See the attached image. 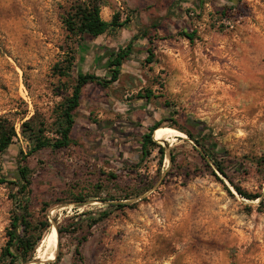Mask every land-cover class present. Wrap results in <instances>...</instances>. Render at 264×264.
<instances>
[{
	"label": "rangeland",
	"instance_id": "374dc122",
	"mask_svg": "<svg viewBox=\"0 0 264 264\" xmlns=\"http://www.w3.org/2000/svg\"><path fill=\"white\" fill-rule=\"evenodd\" d=\"M75 1L0 0V118L17 134L0 173L14 181L28 170L31 225L42 232L27 264H264V209L231 186L264 192L251 162L264 156V0H98L124 8L123 21L135 15L127 3L142 12L96 39L66 30ZM130 42L117 82L83 88L72 144L21 161L31 146L20 125L32 118L53 139L76 68L103 76L108 52ZM157 123L166 135L143 158ZM195 123L224 152L210 163ZM222 162L245 168L224 178ZM14 207L0 185V252Z\"/></svg>",
	"mask_w": 264,
	"mask_h": 264
},
{
	"label": "trees",
	"instance_id": "16d2710c",
	"mask_svg": "<svg viewBox=\"0 0 264 264\" xmlns=\"http://www.w3.org/2000/svg\"><path fill=\"white\" fill-rule=\"evenodd\" d=\"M128 23V18L120 22L118 14L112 16L109 24L104 22L100 18V4L98 0H77L73 2L69 7L65 20L66 30L79 39H82L83 36L97 38L105 34L108 28L120 29L127 26ZM181 36L189 42H192L194 33L183 32ZM132 40H136L135 37H133ZM88 47L86 45L80 47V62L84 61ZM131 52V42L125 48H119L117 51H109L105 66L108 70L103 76H96L95 74L82 71L81 68H76L75 85L71 90V95L65 98L60 105L58 123L56 125L57 128L53 132L55 137L53 139L44 137L43 131L34 126L32 118L24 121L20 125V136L29 142L31 146L26 155H23L22 152L19 153V156L22 158L21 161L24 162L28 156L43 149L54 151L68 148L72 144L70 133L74 125L73 113L80 106L82 89L88 84L106 87L109 84L117 82L119 76L118 68L122 65L123 61L130 56ZM147 53L148 57L146 63H151L153 58L151 51L148 50ZM100 58L101 56L96 57L97 63ZM147 97H149V94ZM159 125L160 123L155 124L152 129L149 130L148 134L141 139V152L143 158L148 154L145 149L154 147L156 145V137L167 131V129H160L157 131ZM174 125V123H170L169 126L172 127ZM201 133L203 136L207 137V139L205 138V140L202 141L204 144L200 145L201 155L203 159H206V161L210 163L213 158L224 154V152L220 149L218 150V145L210 140L206 133ZM16 138L17 134L14 126L7 119L0 118V154H5ZM159 151L162 153L160 148ZM171 160H173V158H171ZM251 162L258 170L262 187L264 185V156L255 158ZM228 164H230L229 167H227L224 162L219 164L215 163V170L224 178H227V171L239 173L245 168L240 162L233 165H231V163ZM18 175V179L8 181L0 173V185L7 186L10 189V198L15 205L12 211L10 225L6 231V242L0 252V264H27L31 260V255L42 238V232L37 231L36 227L31 225L32 220L28 209V198L30 196L28 170L25 167L19 166ZM231 186L239 197L250 202L258 200V207L264 209V192L248 193L239 186L233 185V183H231ZM87 220L93 221L94 218L89 217ZM42 226L44 229L48 228L47 223L42 224ZM57 232L60 233L59 230H57Z\"/></svg>",
	"mask_w": 264,
	"mask_h": 264
},
{
	"label": "crops",
	"instance_id": "0c3cea01",
	"mask_svg": "<svg viewBox=\"0 0 264 264\" xmlns=\"http://www.w3.org/2000/svg\"><path fill=\"white\" fill-rule=\"evenodd\" d=\"M119 6V3L117 4ZM113 5H101L100 7V18L106 22L107 24H109L111 22V19H112V16L114 15L113 14ZM126 7L129 8V10H135V15L134 16H130V19L129 20V23L128 24H132L133 22H136L137 21V18H141V15L140 13L142 12L139 8H137V5H135V3H127L126 4ZM120 9V11H119ZM118 12H120V16H119V21L120 22H123V17L125 16V12H124V8H118ZM147 16V15H146ZM133 18L136 19V21L134 20L133 21ZM148 19V18H147ZM127 24V26H128ZM127 26H125L124 28H120V29H124V30H128ZM110 30H114L113 28H108V30L106 31V33ZM104 35V34H103ZM102 36V35H101ZM99 36V37H101ZM98 38V37H97ZM92 39H96V38H92ZM98 49V48H97ZM99 50V49H98ZM97 53V52H96ZM94 52V54H96ZM95 56V55H94ZM99 57V56H98ZM95 58V57H94ZM87 86V85H86ZM85 86V87H86ZM84 87V88H85ZM83 90V89H82Z\"/></svg>",
	"mask_w": 264,
	"mask_h": 264
},
{
	"label": "flooded vegetation",
	"instance_id": "af4514ba",
	"mask_svg": "<svg viewBox=\"0 0 264 264\" xmlns=\"http://www.w3.org/2000/svg\"><path fill=\"white\" fill-rule=\"evenodd\" d=\"M202 127H198L197 123L193 124L192 125V129L193 130H196V137H193L194 138V141L196 143L197 146L200 147V145L204 144V142H202L203 140H205V138L207 139L206 136H203V134L201 132H204L203 129H201ZM201 153V151H200Z\"/></svg>",
	"mask_w": 264,
	"mask_h": 264
},
{
	"label": "bare ground",
	"instance_id": "6f19581e",
	"mask_svg": "<svg viewBox=\"0 0 264 264\" xmlns=\"http://www.w3.org/2000/svg\"><path fill=\"white\" fill-rule=\"evenodd\" d=\"M166 135V132H164V133H161V134H159L158 135V139L159 140H162L163 138H164V136ZM154 137H155V134H154ZM155 140V139H154ZM164 140V139H163ZM156 141V140H155ZM50 256V258H49V260H52L53 259V255H49ZM41 260V259H40Z\"/></svg>",
	"mask_w": 264,
	"mask_h": 264
},
{
	"label": "water",
	"instance_id": "95a60500",
	"mask_svg": "<svg viewBox=\"0 0 264 264\" xmlns=\"http://www.w3.org/2000/svg\"><path fill=\"white\" fill-rule=\"evenodd\" d=\"M163 143H165V142H163ZM54 260V259H53Z\"/></svg>",
	"mask_w": 264,
	"mask_h": 264
}]
</instances>
